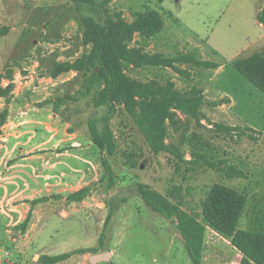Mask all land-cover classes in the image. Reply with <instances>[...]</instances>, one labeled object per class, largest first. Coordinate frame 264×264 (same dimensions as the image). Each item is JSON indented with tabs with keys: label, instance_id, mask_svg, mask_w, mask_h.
I'll use <instances>...</instances> for the list:
<instances>
[{
	"label": "rangeland",
	"instance_id": "rangeland-1",
	"mask_svg": "<svg viewBox=\"0 0 264 264\" xmlns=\"http://www.w3.org/2000/svg\"><path fill=\"white\" fill-rule=\"evenodd\" d=\"M97 1L105 4L112 17L128 22L147 8L160 13L161 31L148 39L134 33L130 47L166 57L191 52L199 59L223 65L216 71L191 62H176L174 67L123 64L125 74L142 83L171 82L180 92H188L193 86L201 88L205 118L196 120L177 111L175 122L167 125L168 148L155 153L134 119L117 105L110 120L117 143L115 153L109 156L114 182L108 187L106 179L99 181L103 173L101 151L90 141L87 130V119L100 117L107 108L94 107L88 95H79L75 102H61L56 111L53 104L46 105L47 113H52L46 137L52 139L45 149L32 147L29 155H36V168L29 174L20 166L31 184L11 202L22 205L11 210L5 201L0 207V264H43L42 255L61 253L70 255L54 264H191L176 221L153 211L138 194V184L167 196L185 211L200 210L214 184L245 190L247 202L238 228L264 232V93L230 64L234 58L264 49V23L256 19L264 0ZM0 13L22 30L1 41L10 48L2 52L7 60L3 71L16 64L12 69L21 77L28 76L17 77L15 90L23 89L24 80L31 79L28 90L34 98L44 97L40 101L43 105L74 92L79 87L76 73L62 74L54 83L44 79L54 61L82 58L90 51L91 43L72 2L0 0ZM16 38L20 39L18 44L13 43ZM68 80L71 82L65 83ZM207 88L209 96L204 93ZM220 94L232 99L228 109L209 104L210 97ZM215 123L246 124L261 133L257 139L247 131L220 133ZM33 133L30 129L25 138ZM198 150L237 165L246 177L227 178L205 163L192 164V155ZM39 168L44 174L57 175L43 177ZM83 186L91 187L88 196L78 202L67 200L68 194ZM41 197L48 198L32 203ZM30 208L29 223L22 231L16 226ZM2 222L8 224L7 233ZM203 244L201 264H238L241 254L227 237L209 227ZM103 251L111 253L108 262L89 261L91 254Z\"/></svg>",
	"mask_w": 264,
	"mask_h": 264
},
{
	"label": "trees",
	"instance_id": "trees-1",
	"mask_svg": "<svg viewBox=\"0 0 264 264\" xmlns=\"http://www.w3.org/2000/svg\"><path fill=\"white\" fill-rule=\"evenodd\" d=\"M70 1L78 12L84 35L91 43V48L84 57L77 58L72 63L67 61L54 63L49 72L55 76L71 68L77 70L79 87L67 98L75 102L79 95H88L94 107L107 108L100 117L90 116L87 119V130L90 141L101 151L103 173L99 181L106 179V185L109 187L114 182L109 156H112L117 148L110 120L117 111V105H121L134 119L150 150L155 153L168 148L165 143L167 125L175 122L177 111L196 120L205 118L201 111L204 102L201 88L193 86L188 92H180L171 82L163 85L151 81L142 83L125 74L124 62L136 67L143 65L174 67L176 62H191L208 69L216 68L220 63L199 59L191 52L166 57L130 47L134 33L139 32L148 39L161 31L163 20L160 13L154 9L147 8L128 22L121 17H112L105 4L97 0ZM256 19L259 23H264V5L257 13ZM230 64L264 93V49L246 57L234 58ZM2 76L0 72V78ZM5 77L12 80V74L9 72ZM13 87L11 82L5 88L0 87V96H4L7 103L10 101V91ZM209 104L216 106L218 102L211 101ZM214 127L216 131L225 134L232 132L243 134L247 131L253 139H257L261 133L247 125L230 126L215 123ZM198 162L217 169L227 178L246 177V173L237 165L227 160L215 159L204 151L198 150L193 153L191 163ZM90 189V186H83L68 194L67 200L81 201L89 195ZM137 190L153 211L176 221V228L183 239L191 264H201L207 227L229 239L231 246L241 254L238 264H264V232L238 228L239 219L247 202L245 190L238 191L214 184L202 200L198 211L193 209L185 211L178 203L143 184H138ZM47 198H36L32 203L45 201ZM30 217L31 209L16 227L23 231ZM69 255L70 253L44 254L40 260L43 264H54L65 260Z\"/></svg>",
	"mask_w": 264,
	"mask_h": 264
},
{
	"label": "crops",
	"instance_id": "crops-1",
	"mask_svg": "<svg viewBox=\"0 0 264 264\" xmlns=\"http://www.w3.org/2000/svg\"><path fill=\"white\" fill-rule=\"evenodd\" d=\"M261 7L262 6H260L259 9ZM0 27H1L0 28V72L3 74V76L0 78V80H2V82L0 83V87L5 88L7 84L10 82L13 83L14 85V83L17 81L16 80L17 77L26 79V77L28 76L21 77L18 72L16 73V71L12 69L13 67L14 68L17 67L16 64L13 67L8 66L6 68V71L5 72L3 71V69L6 67L7 60H5L4 53L2 52L8 51L10 48L8 47L7 44L6 45L2 44L1 41L4 39L8 40L10 37H15L16 35L21 34L19 31L22 30H20L17 26H15L14 23H11L10 19L7 18L5 13L4 14L0 13ZM16 40L17 41L13 43L18 44L20 39L16 38ZM74 60L71 61L66 60V61L72 63ZM64 61L65 60L54 61L53 64L56 62H64ZM52 65L46 69L45 72L46 77H44L45 80L53 82L59 79V77L62 74L68 72L76 73L77 76L78 71L72 68L63 71L61 73H58L55 76H52L49 72L50 69L52 68ZM222 66L223 65L220 64L218 67L211 69L217 71L220 70ZM7 72L12 74L11 81L7 77H5ZM13 76L15 77V79ZM212 77L213 76L211 75L210 80L212 79ZM70 82L71 81L68 80L65 83H70ZM23 83H24V88L26 87L25 89L23 88L20 91H17L15 90V86L13 87V89L10 91V101L8 103L6 102L4 96H0V207L2 208L4 202L6 201L7 202L6 204L10 205L9 209L11 210L17 209V207L22 205V203L14 204L13 202H11V200L14 199L13 197L18 196V194L21 191L28 188L29 184H31V181L28 179L27 176L24 175L23 171L21 170L22 168H20V166H22L23 170L27 171L26 173L29 174L31 168L32 169L36 168L33 165V161H34L33 159L36 155L35 154L29 155V152L31 151L32 147L33 148L39 147L40 149H45L47 147V144L52 139V138L48 139L46 137L47 136V132L45 130L46 127L48 129H51V126L48 125V116L51 117L52 115V113L50 114L47 113L48 108L46 105L53 104L52 107L54 111H56L59 103L68 100L67 97H69L73 93V92L69 94L66 93L61 96H56L55 98H52L51 103L48 102L45 105H43L40 103V101H42L44 97H42V99L41 98L38 99L36 97L34 98L33 95H31V92H29L28 90L30 89L29 85L31 83V79L24 80ZM33 88H37V86H34ZM33 90L35 91V89H32L31 91ZM204 93L205 94L207 93V95L209 96L211 92L207 88ZM222 94H220L219 97L217 98L210 97L211 98L210 102L217 101L218 105H216L215 107H217L218 109L219 108H222L223 110L225 108L228 109V105L230 106L232 105V99L227 95H222ZM222 97H226L227 100L226 101L221 100L220 98ZM30 129H32L34 133L28 138H25L26 132L29 131ZM35 130L37 131L35 132ZM48 135L51 136L52 134H48ZM35 136L37 137V139L32 140ZM39 169L42 171V173L45 171L41 168ZM52 175L56 176L57 174H52ZM52 175L44 174L43 177L52 176ZM22 181L24 182L23 184L26 186L24 188L21 187ZM38 189H40V187H38ZM39 191L43 192L44 189L42 190L41 188V190ZM1 208H0V214H2ZM4 214L8 215L7 213ZM2 225L5 228L4 233H7L5 231H7L8 224L2 222Z\"/></svg>",
	"mask_w": 264,
	"mask_h": 264
},
{
	"label": "water",
	"instance_id": "water-1",
	"mask_svg": "<svg viewBox=\"0 0 264 264\" xmlns=\"http://www.w3.org/2000/svg\"><path fill=\"white\" fill-rule=\"evenodd\" d=\"M111 253L109 251H103V252H98L91 254L89 256V261L91 263H96L99 261H109L110 260Z\"/></svg>",
	"mask_w": 264,
	"mask_h": 264
}]
</instances>
